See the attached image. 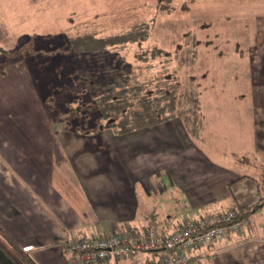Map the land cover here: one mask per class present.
Returning <instances> with one entry per match:
<instances>
[{"label": "crops", "instance_id": "1", "mask_svg": "<svg viewBox=\"0 0 264 264\" xmlns=\"http://www.w3.org/2000/svg\"><path fill=\"white\" fill-rule=\"evenodd\" d=\"M255 18L256 45L238 58L245 89L232 98V113L217 103L213 127L201 115L196 135L177 118L121 135L111 129L96 133L89 129L94 112L85 113L82 122L79 108L61 112L54 100L47 101L21 64L0 68L5 235L21 250L27 248L36 264H67L63 243L84 234L155 226L157 220L166 227L256 204L260 193L251 177L259 171L237 161L246 157L264 166V12ZM7 51L1 47L0 58ZM85 94L70 93L68 103ZM152 191L168 200L163 212L140 208L139 196ZM262 203L248 211L239 234L197 248L186 264H264ZM0 264H12L1 250Z\"/></svg>", "mask_w": 264, "mask_h": 264}, {"label": "rangeland", "instance_id": "2", "mask_svg": "<svg viewBox=\"0 0 264 264\" xmlns=\"http://www.w3.org/2000/svg\"><path fill=\"white\" fill-rule=\"evenodd\" d=\"M184 1L172 0L174 12L168 14L155 8L156 0H0V50H8L0 58V68L21 64L39 92L47 101L54 100L61 112L79 108L75 112L81 121H86L85 113L93 112L96 121V108L88 95L70 103L68 99L70 93H88L92 87L89 82H98L102 68L99 61L87 66L90 63L79 57L74 68L67 37L93 30L101 36L140 19L152 27L150 38L127 44L110 57V64L121 67L117 62L121 55L126 63L141 66L144 62L135 59L140 50L167 52V63L161 55L149 58L153 67L148 74L180 78L186 84L192 79L199 91L200 113L205 124L213 127L220 113L215 109L217 103L226 104L232 113V98L246 87L244 65L238 58L256 45L255 17L264 12V0H197L183 11L180 6ZM180 56L187 61L178 64ZM163 63L166 68L161 70ZM139 199L141 209L148 205L157 212L164 211L162 202L169 204L163 194L153 191ZM154 223L161 225L158 220ZM145 256L138 254L137 260Z\"/></svg>", "mask_w": 264, "mask_h": 264}, {"label": "trees", "instance_id": "3", "mask_svg": "<svg viewBox=\"0 0 264 264\" xmlns=\"http://www.w3.org/2000/svg\"><path fill=\"white\" fill-rule=\"evenodd\" d=\"M196 1L185 0L180 10L185 11L188 5ZM171 2L172 0H156L155 8L170 14L174 12ZM151 29L147 22L139 19L117 32L100 36L93 30L67 37V50L73 56L74 68L77 63L76 57L87 60L90 63L87 66L99 61L97 63L102 68L101 78L95 85L89 82L92 87L85 94L88 95L89 102H92L97 113V120L90 122V130L97 133L102 129H111L115 135H121L174 118L179 119L186 130L193 135L201 130L199 91L192 79L188 78L186 84L180 78L174 80L167 75L148 74L153 67V64L148 62L149 58L161 55L164 56L163 62L167 63L168 58L165 57L168 55L167 52L160 53L157 49H152L148 54L146 50H140L135 55V59L144 62L141 66L126 63L121 55L117 57V62L122 64L121 67L110 64V57L115 52L123 50L127 44L149 39ZM187 50L190 51L189 48ZM182 61L185 63L187 58L180 56L178 64ZM165 63L161 65V70L166 68ZM82 122H80L81 128L87 130L88 127L84 128ZM237 161L255 165L259 171L257 176H250L256 181L257 192L260 193L256 204L251 208L236 209L238 216L245 217L251 210L260 208L263 204L264 166L246 157H238ZM0 250L12 264H36L30 259L27 251L15 246L1 227Z\"/></svg>", "mask_w": 264, "mask_h": 264}, {"label": "built area", "instance_id": "4", "mask_svg": "<svg viewBox=\"0 0 264 264\" xmlns=\"http://www.w3.org/2000/svg\"><path fill=\"white\" fill-rule=\"evenodd\" d=\"M247 223L236 210L220 211L166 227L148 224L118 228L102 236L84 234L64 242L63 249L67 264H186L197 248L239 234ZM138 254L146 256L138 261Z\"/></svg>", "mask_w": 264, "mask_h": 264}]
</instances>
